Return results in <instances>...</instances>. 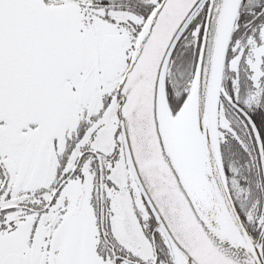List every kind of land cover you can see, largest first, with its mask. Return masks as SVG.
I'll list each match as a JSON object with an SVG mask.
<instances>
[{
	"label": "snow or ice",
	"instance_id": "6c2138e0",
	"mask_svg": "<svg viewBox=\"0 0 264 264\" xmlns=\"http://www.w3.org/2000/svg\"><path fill=\"white\" fill-rule=\"evenodd\" d=\"M0 264H264V0H0Z\"/></svg>",
	"mask_w": 264,
	"mask_h": 264
}]
</instances>
